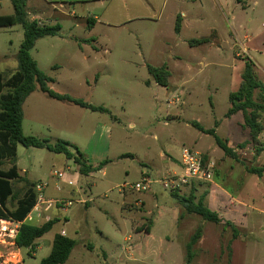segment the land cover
<instances>
[{
	"label": "rangeland",
	"instance_id": "rangeland-1",
	"mask_svg": "<svg viewBox=\"0 0 264 264\" xmlns=\"http://www.w3.org/2000/svg\"><path fill=\"white\" fill-rule=\"evenodd\" d=\"M248 1L243 0L246 8L238 0L27 1L29 19L60 26L57 35L38 40L32 51L52 80L51 89L106 111L58 101L38 86L26 100L25 136L66 142L100 169L82 175L63 154L17 144L16 157L0 167L16 166L20 176L13 182L9 209L44 182L45 195L59 201L28 221L42 226L59 219L34 249H21L23 264H40L62 232L76 241L65 264H188L187 246L198 229L202 238L190 264H264V178L246 171L264 165V156L256 160L259 143L247 144L251 137L244 118L232 122L226 116L246 61L258 64L255 74L264 85V0ZM11 15V0H0V16ZM23 40V26L0 28L5 82L17 71ZM201 40L206 43L193 44ZM150 67L167 68L168 86L157 82ZM192 122L230 138L239 161L225 156L215 137ZM184 148L214 161L216 178L178 195L193 194L195 202L203 198L219 213L220 224L188 213L156 182L169 170L181 171ZM143 174L153 182L148 191L123 188L141 182ZM226 222L236 226L237 236Z\"/></svg>",
	"mask_w": 264,
	"mask_h": 264
},
{
	"label": "trees",
	"instance_id": "trees-1",
	"mask_svg": "<svg viewBox=\"0 0 264 264\" xmlns=\"http://www.w3.org/2000/svg\"><path fill=\"white\" fill-rule=\"evenodd\" d=\"M27 1L11 0L14 15L0 16V28L14 25H21L24 28V40L17 56V71L6 82L0 74V167L4 162L16 157L17 144H21L26 148L46 149L55 154H63L67 159L74 161L79 168L80 174L88 175L100 168L88 165L83 155L78 151L74 152L68 143L58 142L51 144L46 139L25 136L23 133V106L30 95L36 91L37 86L41 92L58 101L73 103L80 107L91 109L92 111H106L104 108L92 106L69 95L57 94L51 89L49 84L52 80L39 69L37 62L32 57V51L38 40L57 35L60 26L41 25L37 20L29 19L26 11ZM180 29L181 20L178 18L176 31L179 32ZM194 43L200 45L206 43V40L195 41ZM149 72L156 78L160 85L168 86L170 73L166 67L158 69L150 67ZM5 88L10 89L6 94L4 93ZM256 91L261 92V96L257 99L255 98ZM230 101L231 108L226 116L230 118L239 112L242 113L244 126L250 132L251 141L249 143H253L254 145L258 144L259 137L264 131V126L261 122L262 114H264V85L257 79L252 61H246L242 75V84L237 92L230 95ZM191 125L202 133L214 136L217 145L223 150L225 156L236 160L239 159L236 151L229 147L228 142L220 138L214 129L207 130L199 122H192ZM260 152L261 148L257 149V154ZM203 159L204 162L208 161L206 157H203ZM248 172L252 175L262 177L264 174V166L249 167ZM19 178L20 176L16 166H13L8 171L0 169V219H12L20 222L21 226L17 236V244L22 249L32 250L36 245V241L51 232L59 219L49 220L42 226H35L28 222V215L32 212L37 201V197L33 191L27 193L23 199L18 201L15 210L11 211L8 209V202L15 199L13 182ZM172 194L179 199L188 213L198 215L203 220L214 224L222 223L219 213L207 207L204 204L203 198L195 202L193 200V194L189 198L180 197L178 193ZM225 225L232 227L235 236H237L238 229L233 223L226 222ZM201 238L202 231L198 229L187 246L188 264L191 263L195 246ZM75 247V240L62 234H56L54 236L51 254L44 258L40 264H65L69 260Z\"/></svg>",
	"mask_w": 264,
	"mask_h": 264
},
{
	"label": "built area",
	"instance_id": "built-area-1",
	"mask_svg": "<svg viewBox=\"0 0 264 264\" xmlns=\"http://www.w3.org/2000/svg\"><path fill=\"white\" fill-rule=\"evenodd\" d=\"M180 168L181 171H169L166 177L156 182L160 183L163 189L170 193H180L190 185L199 183L207 184L213 183L214 181L216 163L211 160L204 162L203 156L192 149L184 148L182 150ZM57 176L58 178H63L64 174L58 173ZM152 184L151 177L143 175L141 182L135 185L125 184L123 188H130L140 193L148 191ZM47 187V182L37 184L33 187L37 201L32 212L28 215V221H32L34 217H40L41 213L39 211L41 209L47 212L59 203V201L45 199L44 191ZM67 205L70 207L71 203L69 202ZM20 226V222L12 219H0V264H23L22 248L17 244ZM62 235L65 236V233L62 232Z\"/></svg>",
	"mask_w": 264,
	"mask_h": 264
},
{
	"label": "crops",
	"instance_id": "crops-1",
	"mask_svg": "<svg viewBox=\"0 0 264 264\" xmlns=\"http://www.w3.org/2000/svg\"><path fill=\"white\" fill-rule=\"evenodd\" d=\"M238 2L240 3V4H242L243 5V0L241 1V0H238ZM247 2H249L248 0H247ZM258 2L257 1H255V4H257ZM248 6V3H247V5L245 6V5H243V8H246ZM184 16H185V14H183V15H181L180 17H181V29H180V31L179 32H181V30H182V28H183V21H184ZM245 38L247 39V41L250 39V38H248V36H245ZM237 56H239V55H237ZM254 63V62H253ZM256 67H258V64L255 62L254 63V69L256 70ZM241 82H242V76H241ZM242 84V83H241ZM241 86V85H240ZM240 88V87H239ZM259 96H261V92L260 91H256L255 92V98L257 99ZM242 119V117H243V114L242 113H237V114H235V115H233L232 117H230L231 119H233L234 118V121H232V122H237V121H241L240 120V118ZM264 119V114H262V117H261V122H262V120ZM215 130V129H214ZM216 131V130H215ZM224 140V139H223ZM225 141H227L228 142V145H229V147H231L234 151H236V149L235 148H233L230 144H232V141H231V139L229 138V139H227V140H225ZM249 142H247V144H248ZM250 144V143H249ZM259 145H260V148H261V152L259 153V154H257V158H256V160H262L263 159V156H264V131H263V133L260 135V137H259ZM242 148V147H241ZM240 148V149H241ZM236 153H237V151H236ZM237 155H238V153H237ZM238 158H239V155H238ZM236 160V159H235ZM256 160H255V162H256ZM237 161H239V159L237 160ZM255 162H254V165H255ZM264 165H261V166H257V165H255V166H247L246 167V171L248 172V168L249 167H263ZM169 171H173V170H169ZM248 174L249 175H252V174H250L249 172H248ZM144 175V174H143ZM146 175V174H145ZM255 177H258L259 179H263L264 178V174H263V176L262 177H259V176H257V175H254ZM215 178H216V173H215V176H214V181H215ZM46 191V190H45ZM45 191H44V197H45V199L46 200H53V198H49V197H47L45 194ZM21 199H23V198H21ZM20 199H18L17 200V204H18V201H19ZM63 200H65V199H63ZM85 201H83L82 203H84ZM9 203V202H8ZM143 205V206H146L145 205V202L143 201V202H140V201H138V203H137V205ZM7 207H8V204H7ZM17 207V206H16ZM8 209H9V207H8ZM16 209V208H15ZM14 209V210H15ZM9 210H11V209H9ZM11 211H13V210H11ZM150 234H151V231H150ZM65 236L67 237V234H65ZM36 244H37V241H36Z\"/></svg>",
	"mask_w": 264,
	"mask_h": 264
}]
</instances>
